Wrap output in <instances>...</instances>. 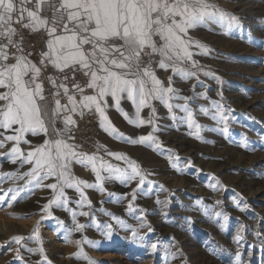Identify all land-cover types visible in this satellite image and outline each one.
<instances>
[{"label": "rangeland", "instance_id": "obj_1", "mask_svg": "<svg viewBox=\"0 0 264 264\" xmlns=\"http://www.w3.org/2000/svg\"><path fill=\"white\" fill-rule=\"evenodd\" d=\"M210 2L237 17L239 24L226 31L219 23L208 20L189 29L187 37L207 47L206 54H199L201 50L195 45L190 49L193 60L203 69L198 71V79H182L171 68H159L157 63L153 66L166 87L171 77L175 95L187 98L172 99L170 103L188 106L201 126L200 139L190 134L195 129L184 120H173L159 100L151 101V107L141 111V116L148 119L155 109L159 130L154 133V144H133L111 136L100 127L98 117L97 154L124 167L123 160H116L107 152L124 153L146 175V183L137 190L135 200L132 191L138 181L122 184L106 180L104 192L85 189L90 208L81 209L76 203L79 194L66 189L67 209L52 206L49 216L42 209L52 190L38 187L19 191L28 179L24 173L31 166H21L19 160L11 162L8 153L16 142L6 137L15 133L0 129V153L5 154L0 156V195L5 196L0 203V264H47L40 253L29 251L41 246L51 264H264V46L254 42L264 41V0ZM15 51L9 49L10 55ZM186 66L190 68L191 62ZM106 100L108 118L125 137L136 139L152 131L150 124H129L113 98L108 96ZM119 107L129 116L135 112L126 97L120 99ZM172 113L178 118L187 115L177 107ZM221 114L227 117L226 121L219 119ZM225 125L227 133L223 132ZM55 128H64L62 118L56 120ZM50 138L51 125L48 136L26 133L24 139L28 143L21 141L19 147L26 154ZM69 142L78 145L72 137ZM78 151L84 152L80 146ZM71 171L74 176L95 183L90 167L73 162ZM52 182L54 178L44 181ZM10 190L19 191L16 201H11L15 192ZM130 200L132 212L128 210ZM157 200L167 203L158 204ZM82 210L88 211L89 216L77 215L76 221L85 228L71 233V243L61 239L60 229L67 236L68 230L75 227L72 212ZM216 212H223L228 220L216 216ZM112 216L132 228L141 222L147 226L139 228V235L133 238L131 229L121 228ZM107 224L112 225L110 233L104 227ZM242 225L243 239L237 242L234 237ZM15 237L23 239L17 244ZM84 238L94 243H75ZM105 240L120 246L115 251L103 248ZM81 248L83 255L77 258L74 254Z\"/></svg>", "mask_w": 264, "mask_h": 264}, {"label": "snow or ice", "instance_id": "obj_2", "mask_svg": "<svg viewBox=\"0 0 264 264\" xmlns=\"http://www.w3.org/2000/svg\"><path fill=\"white\" fill-rule=\"evenodd\" d=\"M49 12L50 15L47 14ZM208 20L219 23L226 31L239 24L237 17L219 9L210 0H0V129H11L15 133L6 137L8 141L16 142L8 153L11 162L19 160L21 166H31L24 173L28 179L19 191H31L38 187L51 189L52 196L42 209L49 216L52 206L67 209L69 197L66 189H73L79 194L76 203L81 209L86 206L90 208L91 201L85 189L104 192L106 180H118L122 184L138 181L132 191V200H135L137 190L146 183V175L140 165L124 153L107 152L108 156L124 161L125 166L120 167L97 153L78 151L79 146L69 142V133L75 125L72 114L79 113L82 116L85 110L94 109L98 114L100 127L109 135L133 144H154V133L159 130L154 120L155 109L152 108L148 119L141 116V111L145 107H151V101L159 100L168 108L173 120H184L189 128L195 129L190 134L200 139L201 126L195 122L188 106L170 103L172 99L187 98L175 95L171 77L166 87L156 76L152 63L153 58L158 55L160 59L156 63L159 68H171L172 73L182 79H198V71L202 72L203 69L193 60L194 53L190 49L195 45L201 50L199 54H206L207 47L188 38L187 33L189 29ZM14 25H20L30 32L47 34L46 50L40 52L39 66L23 54L22 37L16 39L20 33ZM254 42L258 46H264V41ZM12 48L16 51L10 55L9 49ZM145 56L149 58L147 64L144 63ZM189 62L190 68L186 66ZM49 65L65 73L59 82L56 77H46L54 89L50 93L51 101L45 96L41 80L42 69ZM66 70L72 71V78L76 72H82L86 83L83 86L73 84L70 92L67 83L70 78ZM204 75L210 73L204 72ZM85 88L93 90V94H85ZM108 96L113 98L117 110L129 124L137 127L150 124L152 131L136 139L125 137L106 114ZM124 97L134 105L135 112L132 116L119 107L120 99ZM62 98H66L67 102L62 103ZM174 107L186 112V117H176L172 113ZM216 107L220 109L221 106ZM201 110L204 111L203 108ZM58 118H62L63 129L55 128ZM213 119L217 117L214 116ZM219 119L226 121L227 117L221 114ZM49 125L52 138L45 139L42 144L25 154L19 147L21 141L28 143L24 135L43 133L48 136ZM223 132H228L226 125ZM3 155L5 154L0 153V156ZM73 162L90 167L95 175V183L74 176L71 171ZM173 167L176 165L173 164ZM49 178H54V182L45 184L44 181ZM10 191L15 192L10 197L11 201H16L19 191ZM4 201L5 196L0 195V203ZM157 203L166 204L167 201L157 200ZM128 210L133 211L131 200ZM140 212L142 218L144 210L141 209ZM89 214L83 210L79 213L72 212L75 227L68 230L66 242H72L69 237L73 231L81 232L85 228L84 224L76 221V216L87 217ZM215 215L228 220L223 212H216ZM112 219L121 228L131 229L133 238L139 235V228L147 226L141 222L139 227L132 228L119 217L112 216ZM104 227L108 229V233L111 232V224ZM243 230L242 225L234 237L237 242L243 239ZM34 235L39 239L37 233ZM14 239L19 244L23 237ZM75 243L82 245L94 242L84 238ZM152 247L155 248L156 245ZM29 251L40 253L42 260L51 264L42 246ZM74 255L77 258L82 256V248ZM236 258L240 260L239 252Z\"/></svg>", "mask_w": 264, "mask_h": 264}, {"label": "built area", "instance_id": "obj_3", "mask_svg": "<svg viewBox=\"0 0 264 264\" xmlns=\"http://www.w3.org/2000/svg\"><path fill=\"white\" fill-rule=\"evenodd\" d=\"M28 7L31 8L32 5H28ZM47 14L50 15L51 13L49 12ZM14 27H16L20 33V36L16 39L22 37L21 47L23 49V54L39 66L40 52L43 51L46 46L47 34L43 32H30L27 29H22L20 25H14ZM159 59L160 57L158 55L153 58L152 67L156 65ZM148 61L149 58L145 56L144 63L147 64ZM64 74L65 73H61L54 69L51 65L42 69L41 80L44 84L45 96L48 97L49 101H51L50 93L54 91V89L51 88L46 77H56L59 82ZM66 74L70 78L67 82L70 92L72 91L71 86L73 84L79 83L83 86L86 83V78L82 72H76L74 78H72V71L66 70ZM91 92V89L85 88V94H90ZM77 99H79L78 95ZM61 102L66 103V98H62ZM72 116L75 120V125L72 126L69 135L84 152L88 154L97 153L99 148V135L97 129L98 114L93 109L91 111L85 110L82 116L79 113L72 114Z\"/></svg>", "mask_w": 264, "mask_h": 264}, {"label": "bare ground", "instance_id": "obj_4", "mask_svg": "<svg viewBox=\"0 0 264 264\" xmlns=\"http://www.w3.org/2000/svg\"><path fill=\"white\" fill-rule=\"evenodd\" d=\"M229 95V94H228ZM237 96V95H236ZM230 97H232L231 95H230ZM234 97V96H233ZM235 98V97H234ZM232 99V98H231ZM236 99V98H235ZM253 104V103H252ZM248 105V104H247ZM251 105V104H250ZM187 155V154H186ZM264 156V155H263ZM1 188V187H0ZM258 192V191H257ZM255 194H257V193H255ZM252 197V196H251ZM259 198V197H258ZM256 199H257V197H256ZM260 199V198H259ZM262 201V200H261ZM264 201V200H263ZM40 204V203H39ZM36 207V206H35ZM38 207H40V205L38 206ZM264 210V209H263ZM262 210V212H264ZM35 219V218H34ZM43 225V224H42ZM58 235H61V239L63 238H65L66 237V233H65V231L63 230V229H60V233L58 234ZM119 246L120 245H118L117 243H115L114 241H108V240H105V241H103V248L105 247V248H107V249H109V250H117L118 248H119ZM108 253L109 254H111V252L110 251H108Z\"/></svg>", "mask_w": 264, "mask_h": 264}, {"label": "crops", "instance_id": "obj_5", "mask_svg": "<svg viewBox=\"0 0 264 264\" xmlns=\"http://www.w3.org/2000/svg\"><path fill=\"white\" fill-rule=\"evenodd\" d=\"M44 50H46V46L44 47Z\"/></svg>", "mask_w": 264, "mask_h": 264}]
</instances>
